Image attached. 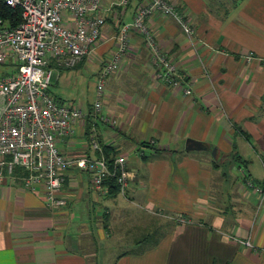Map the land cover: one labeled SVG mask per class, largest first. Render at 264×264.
Masks as SVG:
<instances>
[{"label": "crops", "instance_id": "crops-1", "mask_svg": "<svg viewBox=\"0 0 264 264\" xmlns=\"http://www.w3.org/2000/svg\"><path fill=\"white\" fill-rule=\"evenodd\" d=\"M170 1L193 37L159 12L145 24L183 86L155 76L150 48L132 29L101 100L114 122L94 117L89 102L58 139L66 155L90 154V134L113 148L110 156L125 155V192H99L88 171L69 168L66 204L49 209L40 187L24 185L26 171H9L11 157H0V264H264V203L248 185L264 182V0ZM119 2L102 0L101 37L78 66L95 60L98 74L117 49L139 1ZM188 139L203 148L187 149Z\"/></svg>", "mask_w": 264, "mask_h": 264}, {"label": "built area", "instance_id": "built-area-1", "mask_svg": "<svg viewBox=\"0 0 264 264\" xmlns=\"http://www.w3.org/2000/svg\"><path fill=\"white\" fill-rule=\"evenodd\" d=\"M11 8H19L21 21L15 27H5L0 21V64L13 63V73L0 76V157L10 156L9 171L15 165L26 171L24 185L40 187L49 209L61 208L66 198L61 194L65 171L86 170L99 192L107 190V181L118 185L124 193L131 172L123 154L105 155L102 143L89 135L90 154L66 155L58 147V139L72 134V126L82 121L86 112L79 106L65 104L49 91L51 66L72 68L88 56L101 37L105 18L99 14L102 0H2ZM131 22L122 23L117 35L118 46L103 63L96 85V99L91 113L103 123L114 119L102 111V95L106 78L113 73L122 56L129 50L128 34L138 30L151 51L155 76L182 87L177 64L156 42L145 19L159 12L173 18L189 37L195 29L170 0H138ZM127 0H120L124 5ZM192 94L191 85L183 87ZM264 168V157L261 158ZM0 160V180L2 174ZM248 185L264 203V182ZM180 221H186L179 217ZM249 243V242H248Z\"/></svg>", "mask_w": 264, "mask_h": 264}, {"label": "rangeland", "instance_id": "rangeland-1", "mask_svg": "<svg viewBox=\"0 0 264 264\" xmlns=\"http://www.w3.org/2000/svg\"><path fill=\"white\" fill-rule=\"evenodd\" d=\"M14 68L11 65L0 64V76L13 72ZM97 68V62L95 60L90 61L89 58L83 64L73 68L60 70L52 68L49 90L55 96L60 97L65 104H73L84 110L89 102L93 103L96 99V85L99 74H97ZM211 154L213 155L212 152ZM240 165L243 167L242 162H240ZM259 172L263 173L262 167H259ZM245 173L239 172L238 174L243 176Z\"/></svg>", "mask_w": 264, "mask_h": 264}, {"label": "trees", "instance_id": "trees-1", "mask_svg": "<svg viewBox=\"0 0 264 264\" xmlns=\"http://www.w3.org/2000/svg\"><path fill=\"white\" fill-rule=\"evenodd\" d=\"M0 21L3 26L8 27V28L17 26L19 22L21 21L20 9L11 8L7 6L2 0H0ZM76 66H78V64ZM102 145H103V151L108 157L110 156V154L114 153L113 148L111 146L106 145V144H102ZM106 184L110 192L118 191V185H116V183L112 179L108 180Z\"/></svg>", "mask_w": 264, "mask_h": 264}, {"label": "water", "instance_id": "water-1", "mask_svg": "<svg viewBox=\"0 0 264 264\" xmlns=\"http://www.w3.org/2000/svg\"><path fill=\"white\" fill-rule=\"evenodd\" d=\"M187 149H201L203 148L202 143L192 140V139H188L187 140V145H186ZM215 152V149L213 150V154Z\"/></svg>", "mask_w": 264, "mask_h": 264}]
</instances>
